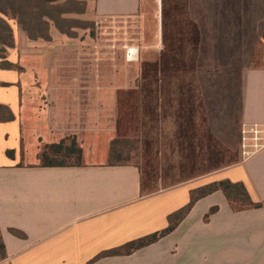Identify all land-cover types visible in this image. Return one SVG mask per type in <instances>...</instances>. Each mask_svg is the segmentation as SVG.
I'll return each instance as SVG.
<instances>
[{
	"label": "crops",
	"instance_id": "crops-1",
	"mask_svg": "<svg viewBox=\"0 0 264 264\" xmlns=\"http://www.w3.org/2000/svg\"><path fill=\"white\" fill-rule=\"evenodd\" d=\"M92 7L96 27L133 24L135 36L24 34L2 60L12 66H0V104L13 119L0 122V264H89L165 229L192 189L223 179L242 183L262 206L234 211L213 192L157 241L91 264H264V149L245 159L239 153L242 124L264 123V66L251 63L263 39L264 0H92ZM178 45L193 54L195 93L211 135L237 162L153 193L143 192L134 165L40 166L45 145L62 139L76 141L82 160L106 150L111 139L91 136L116 133L119 93L137 88L139 59L161 65Z\"/></svg>",
	"mask_w": 264,
	"mask_h": 264
},
{
	"label": "rangeland",
	"instance_id": "rangeland-1",
	"mask_svg": "<svg viewBox=\"0 0 264 264\" xmlns=\"http://www.w3.org/2000/svg\"><path fill=\"white\" fill-rule=\"evenodd\" d=\"M80 1H83V4L87 3L86 11L83 14L67 15L68 18L77 20L71 24L82 26L75 29L77 36L93 38L98 35L103 38L120 39L135 36L137 28L133 24L129 29L118 30L106 25L103 28L96 27L92 0ZM80 6V4H71L67 8L75 9ZM9 23L15 38L24 35L15 20H10ZM55 29L51 26V35ZM87 48L89 49L86 52L87 59H92L90 51L92 46ZM176 48L177 53L172 55L176 60L172 59L163 66L157 61L144 62L139 59L137 62L139 67L141 66L143 71L151 75L150 84L141 88L137 86L133 91L119 93L117 137H124L130 141L128 148L133 149L127 162L139 168L144 193H153L189 180L201 179L234 164L239 159L235 151L221 146L210 136L207 125L203 122L199 98L195 93L194 62L190 59L193 54L189 53V50L187 53H180L179 45ZM10 49L7 48L5 54L1 56L6 57ZM179 58L185 60L180 61ZM2 60L3 58L0 57V66L5 65ZM156 63L159 65L158 68L154 67ZM251 63L254 66H264V30L263 39L256 46ZM159 69L162 70L161 76L158 75ZM113 137L111 133L102 132L92 135L91 140L98 142ZM107 145L106 150L104 148L97 150L102 156L92 155L82 161L107 162L109 142ZM68 161L74 159L70 158Z\"/></svg>",
	"mask_w": 264,
	"mask_h": 264
},
{
	"label": "trees",
	"instance_id": "trees-1",
	"mask_svg": "<svg viewBox=\"0 0 264 264\" xmlns=\"http://www.w3.org/2000/svg\"><path fill=\"white\" fill-rule=\"evenodd\" d=\"M82 2L83 1L80 0H0V57L5 58V56L1 55L5 54L7 48H12L15 43L14 31L9 23L10 20H15L24 34L32 40H50L52 37L51 26H54L59 32L67 36H77L75 29L81 28L82 26L71 24L77 20L68 18L67 15L72 13L83 14L86 11L87 3L85 2V4H83ZM71 4H80L81 6L80 8L75 9L67 8V6ZM168 62V60L163 61L162 66ZM2 66L11 67L12 65L5 63V65ZM158 66L159 65L157 63L154 64V67L158 68ZM140 76L141 77L137 79V86L141 88L146 86L148 83L150 84V74L142 70ZM198 98L200 107L203 111V122L206 124L204 108L199 96ZM0 113L2 115L0 116V122L13 119V114L5 105L0 104ZM118 128L119 124L117 121V131ZM117 131L115 133L116 135L111 138L109 143V159L107 164L112 166L134 165L127 162L130 152L133 149L128 148L130 141L124 137H117ZM208 132L210 133L209 129ZM210 136L213 138L211 133ZM69 141L70 142L66 144V140L62 139L58 143L45 145L40 154V166H80L82 164V149L77 145L74 139ZM7 154L12 155V151H7ZM70 158H73L74 161H68ZM216 191H221L225 195L234 211H240L248 208H258L262 206L261 203H254L251 200L245 186L242 183L232 182L228 179L213 181L192 189L190 191L189 202L183 208L169 215V224L165 229L128 242L123 246L102 252L92 261L105 256L127 255L141 247L157 241L175 229V227L199 199ZM216 210L217 207H212L205 215V219H207L209 215L214 213ZM12 232L19 234V232L15 230H12ZM5 257V246L0 232V261ZM92 261H90L89 264H91Z\"/></svg>",
	"mask_w": 264,
	"mask_h": 264
},
{
	"label": "built area",
	"instance_id": "built-area-1",
	"mask_svg": "<svg viewBox=\"0 0 264 264\" xmlns=\"http://www.w3.org/2000/svg\"><path fill=\"white\" fill-rule=\"evenodd\" d=\"M127 58L134 59L133 50H129ZM264 149V123H244L240 129L239 153L242 159Z\"/></svg>",
	"mask_w": 264,
	"mask_h": 264
}]
</instances>
